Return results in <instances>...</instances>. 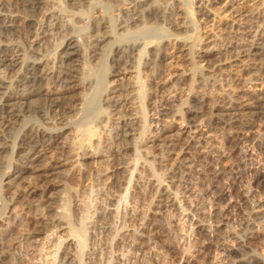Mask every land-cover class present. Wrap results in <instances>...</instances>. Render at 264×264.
I'll return each mask as SVG.
<instances>
[{
  "label": "rangeland",
  "instance_id": "374dc122",
  "mask_svg": "<svg viewBox=\"0 0 264 264\" xmlns=\"http://www.w3.org/2000/svg\"><path fill=\"white\" fill-rule=\"evenodd\" d=\"M45 1L48 3L47 8L49 10L44 9L38 15L32 14L21 6L19 9V14L22 16L21 23H28V20L32 19L30 25L33 27L32 30L34 32L38 31L42 25L51 24L47 21V17L44 16L45 13L51 12L52 16L54 15L55 19H57L56 22L60 31L55 29L49 31V35L42 41V47H38V58H44L47 67L56 68L59 66L68 38L72 36L74 39H80L78 43L79 56L76 57L80 90L74 92V101H76L75 104H78V106L67 116V122L60 126L67 127L69 125V128L64 131L63 137L59 140V148L64 149L67 147L70 150V148L74 149L76 146L79 148V146L85 144L91 145L93 150L98 149L99 155L101 153L102 155L106 154L105 150L111 139L110 130L113 122V118L109 114V105L111 100L113 101V97L116 96V94H113V88L117 85L121 86V94L124 97L127 95L125 98L129 99L121 111L132 110L140 118L135 135L129 137L128 140L131 150L127 159L129 171L123 174L126 181L124 189L119 193L110 192L108 194L110 198L113 197L114 199L111 206H109L114 212V217L112 218L114 219L112 220L114 232L110 237L109 245L104 246L101 263L99 264H190L186 260L190 261L191 264H241L248 263L251 260H258L259 264H264L263 223L259 222L260 224L258 223L259 225L257 224L255 227V231L261 232L259 240L252 245H246L243 236L246 232L241 229L240 219L234 213L229 214L230 220L225 223L221 222L218 217L219 212L229 205L231 199L222 202V204L215 203L211 195L205 193L208 184L206 182L203 185L198 177L201 176L206 162H204V165L197 163L199 153L203 151L207 155V152L211 149L213 153L217 152L212 154L210 150L209 165L211 164L210 166H212L213 170H228L235 162L233 152L237 150L239 153L245 154L246 152V160L252 169L257 170L259 168L257 171L264 172V155L254 146V144L256 145L264 140V119L256 122L255 127L251 129L250 135L254 137L253 143L243 142L239 146L229 147L228 145L227 147L225 137L232 130L225 123L219 121L218 118L216 123L215 117H212L209 110L203 113L202 116L188 115V110L193 105L191 95L198 94L200 97L203 95L201 99L211 104L227 98L229 94L225 86H222L221 77L220 81L219 78L216 79L217 83L212 79L211 74L197 69L196 55L203 49L209 52L212 51V53L220 52L223 38L232 37L233 39V36L236 41L241 42V36L248 35L247 39L250 42L261 43L262 36L260 35L264 31L263 26L254 21H249L245 24H233L231 17L219 14L221 13L220 6L210 10L209 0H149L146 6L141 7L143 10L140 9L143 12L140 14L142 21L135 23V25H130V28L126 29H121V27L125 25L126 20L128 22L130 19L128 10L130 5L128 3L130 4L132 0ZM20 2L21 4L23 3L21 0H0V6L18 5ZM154 8L159 11L162 17L157 18L149 15ZM177 9L179 10L177 11ZM206 10H210L213 13V16L211 15L207 20L203 16ZM247 10L259 13L263 19L264 0H251L247 4ZM100 17L105 18L108 27L106 30L113 37L103 44L105 46L104 48L102 47L100 55L92 62L90 60L91 51L89 44L91 37L94 36L93 28L95 22ZM176 19L182 26L181 30H176L173 25V21ZM143 27L160 29L161 31L155 34H146L150 38L148 36L140 38V36L130 35L122 40L120 37L122 33L123 35L127 34L126 30L132 33ZM227 32L229 33L228 35L226 34ZM22 37H18L16 42L14 40L17 37H15L12 41L22 50H28L30 43L24 40V35ZM169 38L186 41L189 44L187 46L188 52L183 53L185 58L179 53L173 61L175 63L174 66L177 68L174 71L182 73L188 79L189 84L185 86L186 89L183 90V96L173 103V110L175 111L166 119L168 124L174 126L175 132L181 134V146L173 154L167 153L163 142L157 143L155 149H145V151L141 146L147 137L156 134L153 131L155 130L154 125L157 119L155 110L159 99H162V97L171 98V95L180 87L169 84L165 89L155 91V85L151 81L161 65L160 59L153 54L154 50L157 46L162 48L165 40ZM113 43L120 45L124 52L126 51V54H130V44L136 43L138 45L137 50L132 54L131 72H126L121 77V80L114 77L117 69L112 67V60L114 59ZM230 57V55H227L225 58ZM101 68L106 70V72L104 71V76L108 86L102 90V94L98 95L99 110L96 109L91 114L93 118L90 115L92 120L88 118L90 120L88 121L85 118L82 119L81 111L79 110L83 105V100L97 91V89L95 91V87L99 86L97 84L99 82L98 78L101 81L99 75ZM18 77V74H16L13 80H17ZM213 83L215 84L213 85ZM256 88L258 93L260 92L259 94L264 98V79L259 80ZM247 112H240L235 119L244 122L249 121L250 114ZM220 118L229 119V117ZM41 120L38 114H24L17 122L11 125L10 129L5 131L9 136V142H7L8 148L0 154V219H5L11 231L14 230V238L10 240L11 242L7 241L5 243V251L11 264H51L53 261L54 264H77L73 249L69 251V255L65 259H62L60 254L56 253L54 249L56 241H60L63 246L70 242L72 243V238L68 236V225L56 229L52 228V230L44 229L38 234V237L32 238V235L28 234L26 229L24 230L25 223H20L19 221L23 216L25 217L23 207L26 198H21V193L24 194L25 189L22 187L15 188L13 192H16V190L17 192L14 198L4 192V188H6L3 182L4 177L18 168V154L21 151L20 147L24 140L22 138H25V133H27L28 129L37 126L49 129L54 128L52 124L43 125ZM66 124L67 126H65ZM9 130L10 132H8ZM86 131H91L94 135L93 138L88 139L89 143L86 139L84 143L81 140L83 144L78 142L76 145L77 134L85 133ZM74 142L76 143L74 144ZM78 148L76 147L73 151L70 150L73 155H71L72 163L63 172L67 178L58 179L56 177L55 182L61 186L57 188V195L54 196L57 199L51 201L53 212L43 208L36 209L29 214L31 218L44 221L48 219L62 220L63 201L67 195L66 190L70 186L74 194H76V200H79V207L84 206V201H89L91 204L88 213L89 218L85 222L90 223L94 220L98 205L103 199V193L108 197L106 192L110 183L107 176L110 163L106 156H98L99 158L95 157L88 162L84 160V155H82L86 151L81 153ZM180 160H184L181 173H184L185 176L190 174L188 176L187 190L180 189L177 187L178 184L176 186L172 185L169 179L171 169H174ZM75 171L80 172L81 175H78L77 180L72 184L71 178ZM248 176L246 177L247 180L245 178V182H243L242 190L250 195L255 192V189L252 185V179L249 178H252V174ZM137 178L141 179L140 189L143 191L145 189L146 192L150 190L148 201L146 200L143 203L138 200L134 202L135 200L132 198V188L134 183H137ZM230 181L231 176L229 174L224 175L221 179V184L227 185ZM164 189L171 194L174 204L168 208L160 209L157 207L160 202L158 193ZM41 196L39 192L34 202L36 206L43 204L47 200V197ZM250 198L248 211H251L258 201L262 202L261 204L264 208L263 195H253ZM130 214L138 217L140 228L153 218L155 219L154 224L158 223L164 226L165 233L163 236H157L152 232L145 234L134 227L132 228L126 223V218ZM9 227L7 228L9 229ZM214 239L218 240V242L213 241ZM118 241L123 244L121 251H119L120 249L115 250V243ZM90 245L86 248L88 253L92 249V245ZM168 245L175 247L177 251L175 258L165 253ZM98 247L96 246L95 249L99 252L101 248L99 249ZM202 247H207L208 251L199 257L200 261H197L196 259L200 256L199 251ZM224 247L235 254L233 256L229 255L224 251ZM132 251L136 254H133ZM83 259L85 262V256ZM83 261L82 264H85L86 262L83 263Z\"/></svg>",
  "mask_w": 264,
  "mask_h": 264
},
{
  "label": "bare ground",
  "instance_id": "6f19581e",
  "mask_svg": "<svg viewBox=\"0 0 264 264\" xmlns=\"http://www.w3.org/2000/svg\"><path fill=\"white\" fill-rule=\"evenodd\" d=\"M21 1L23 3L21 4L20 2L18 5L10 4L0 6V154L8 148L7 142H9V136L5 131L10 129L11 125L17 122L24 114H38L42 119L43 125L52 124L54 128L49 129L37 126L28 129L27 133H25V138H22L24 140L20 147L21 151L18 154V168L12 173L6 174L3 181L6 188H4L3 185L2 187L5 189L4 192H7L8 195H12L13 198L16 197L17 190L13 192L15 188L22 187L25 189L24 194L21 193V198H26L23 207L25 217L23 216L24 218L22 217L19 221L20 223H25L24 230L26 229L27 233L32 235V238L35 239L38 237V234L44 229L52 230V228L56 229L68 225V236L72 238V243L70 242L63 246L60 241H56L54 244L55 252L59 253L62 259H65L69 255V251L73 249L77 264H82L84 256L86 263L84 261L83 263L99 264L101 263L104 246L106 247L109 245L110 237L114 232V228L112 227L114 212L109 208L114 199L113 197L110 198L108 194H110V192L119 193L124 189L126 181L123 174L129 171L127 159L131 150L128 140L129 137L135 135L134 133L137 131L140 118H138L132 110L126 112L121 111L122 107L129 99L125 98L127 95L124 97V95L121 94V86L117 85L113 88V94H116V96L113 97V101L111 100V104L109 105V114L110 117L113 118V122L110 130L111 139L105 150L106 154L102 155L101 153L99 155L98 149H91V145L88 146L84 144L79 146V148L76 146L81 153L83 151L87 152L82 154L84 155V160L89 162L95 157L106 156L110 163L107 175L108 180H110L106 192L108 197L103 193L105 197L103 196V199L98 205L94 220L90 223L85 222V220L89 218L88 213L91 204L89 201H84V206L79 207V200H76V194H74L70 186L69 189L66 190L67 195L63 201L62 220L48 219L44 221L31 218L29 214L36 209L43 208L53 212L51 201L57 199V197L54 196L57 195V188L61 186L57 185L55 182L57 179L56 177H58V179L67 178L63 172L71 166L72 163L71 157L73 155L70 150L73 151L76 149V147L74 149L70 148V150L67 147L62 149L59 148L58 143L61 137H63L64 131L69 128L67 124L65 125L67 127L60 126L67 122V116L78 106V104H75L76 101H74V92L80 90L76 59V57L79 56L78 43L80 39L77 40L70 36L65 51L61 56L59 66L56 68L47 67L45 59L38 58V47L43 45L42 41L49 35V31H52L51 29L60 31L59 25L56 22L57 19H55L54 15L52 16L51 12L45 13L44 16L47 17V21L51 24H47V26L42 25L38 31L34 32L32 30L33 27L30 25L32 19L28 20V23H21L22 16L19 14V9L23 7L32 14L38 15L43 12L44 9L49 10L47 8L48 3L45 0ZM250 1L251 0H209L208 5L211 7L210 10H214L215 7L220 6L221 13L219 14H225L231 17L233 24H245L249 21H254L255 23H260V26L264 28V18L262 19L259 13H253L247 10V4ZM148 2L149 0H132L130 4L128 3V5H130V8L128 7L130 19L128 22L126 20L125 25L122 26L121 29L130 28V25H135V23L142 21L140 14L143 13L141 12L143 9L141 7L146 6ZM140 9L142 10L140 11ZM178 10L179 9H177V11ZM210 10H206V12L203 13L206 20L213 14ZM149 15L157 18L162 17L155 8ZM102 17L95 22L93 28L94 36L91 37V42L89 44L91 51L90 60H92V62L100 55L102 47L104 48L105 46H103V44L109 38L113 37L106 30L108 28L107 22L105 18ZM177 19L175 21L172 20L173 25L176 30H181L182 26L178 23ZM126 31L127 34L123 35L122 33L120 36L122 40L130 35L140 36V38H142V36H148V38H150L149 35L146 34H155L161 30L143 27L132 33L129 30ZM226 34L228 35L229 33L227 32ZM22 35H24V40L30 43L28 47V50L30 48L29 51L22 50L14 44L16 40H18V37H22ZM260 36H262L261 43L250 42L247 39L248 35L241 36V42L236 41L234 36L233 39L227 36L228 38H223L220 52L212 53V51L209 52L203 49L196 55V63L198 64V68H196L211 74L212 79L215 81L218 78L220 81L221 77V81H223L222 86H225L229 94L227 98L224 97L225 99L218 100L211 104L201 99L203 95L201 97L198 96V94L191 95L193 105H191V109L188 110V115L202 116L203 113L209 110L212 117H215V122L218 118L219 121L225 123V125L232 130L228 133L227 129L228 134L225 137L227 147L228 145L229 147L239 146L243 142L253 143L254 137L250 135L251 129L255 127L256 122L264 119V98L259 94L260 92L258 93L256 88L259 80L264 79V31H262ZM15 37H17V39H15L14 42L12 39ZM164 43L162 48L156 45L157 47L154 53L152 52L160 59L161 65L159 71L153 76L154 78H152L151 81L155 85V91L163 90L169 84L180 87L171 95V98L162 97V99H159V103H157L158 106L155 110L157 119L154 125L155 130L153 131V133L156 134L147 137L141 146L145 151V149H155L157 143L163 142L165 143L167 153L173 154L176 149L181 146L182 139L181 134L176 133L174 126L168 124L166 119L175 111L173 110V103L183 96V90L186 89L185 86L188 84V79L182 73L174 71L176 66H174L175 63L173 61L179 53L185 58L183 53L186 51L188 52L187 46L189 44L186 41L170 38L166 39ZM137 47L138 45L136 43L130 44V54H126V51L124 52V49L120 47V45L113 43L114 59L112 60V67L117 69V73L114 76L115 78L121 80V77L124 76L126 72H131L132 54L137 50ZM227 55L231 57L226 59L225 57ZM104 71L106 72L103 68L99 70L101 81L98 78L99 82H97V84L99 86L95 87V91L96 89L97 91L83 100V105L79 110L81 111L80 114L82 119H90V115L94 113L96 109L99 110L98 95L108 86ZM14 74H18L19 77L17 80H13ZM215 83H213V85ZM244 111H248L247 113L250 114L249 121L244 122L235 119L240 112ZM220 117H229V119L226 120V118ZM8 132H10V130ZM93 136L91 131L79 133L76 138L77 143L74 142V144L76 143L77 145L78 142L81 143V140L84 143L86 139L88 142V139H92ZM254 146L264 155V140L256 145L254 144ZM210 150L207 152V155H205L206 152L202 151L199 153L200 155L197 156V163L204 165V162H206V166H204L201 172L202 174L198 178L203 185L207 182L208 186L205 193L211 195L215 203L222 204V202L231 199L229 205L219 212L218 217L221 222L223 221L225 223L230 220L229 214L234 213V215L240 219L242 231L246 232V234H243L246 245H252L261 237V232L255 231V227L259 222L264 225V208L261 204L262 202L258 201L253 206L252 210L248 211L249 202L251 199L250 197H253V195L261 194L264 196V172L257 171L259 168L257 170L252 169L246 160V152L245 154L239 153L237 150H233L235 162L228 170H213L212 166H210L211 164L209 165V158L211 157ZM211 153L216 154L217 152L213 153L211 150ZM183 161L184 160H180L174 169H171V176L169 179L172 185L176 186L178 184L177 187L187 190L189 181L188 176L190 174H186L187 176H185L184 173H181ZM228 174L231 176L230 183L222 185L221 179L224 175ZM250 174H252V178L249 177ZM78 175L80 176L81 173L76 171L73 173L71 178L72 184L77 180ZM247 176L252 179V185L255 189V192L250 195L242 190L243 182H245L244 180ZM140 182L141 179L137 178V183H134L132 188V198L135 200L134 202L138 200L140 203H143L146 200L148 201L150 190L146 192L145 189L144 191L140 189ZM39 192L42 196L47 197V200L43 204L36 206L34 202ZM18 195L20 194L18 193ZM158 195L160 200L159 204H157L158 208L162 209L164 207L168 208L173 206L174 201L171 199V194H169L168 190H161ZM137 218V216L135 217L130 214L126 218V223L145 234L152 232L157 236H163L165 233L163 225L153 223L155 219L151 218L140 228ZM7 227L9 226L6 220L0 219V264H11L8 259V254L5 251V243L14 238V230L11 231V228L9 227L8 229ZM119 241L115 243V250L120 249L119 251H121L123 244ZM213 241L218 242L216 239ZM90 244L92 245V249L88 253L86 252V248ZM96 246H99V249L101 248L99 252L98 250L96 251ZM207 251V247H202L199 251L200 256H198L196 260L200 261L199 257H201L202 254H206ZM224 251L231 256L235 254L226 248ZM165 253L175 258L177 251L174 246L168 245ZM186 262L191 264L188 260H186ZM51 264H54V261L51 262ZM241 264H259V262L258 260H251L250 262L248 261V263L245 262Z\"/></svg>",
  "mask_w": 264,
  "mask_h": 264
}]
</instances>
